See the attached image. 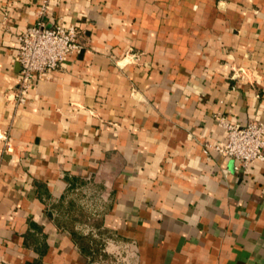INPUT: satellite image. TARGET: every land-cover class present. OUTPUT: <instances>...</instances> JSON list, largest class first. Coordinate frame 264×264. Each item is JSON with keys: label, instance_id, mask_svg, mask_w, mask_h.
Wrapping results in <instances>:
<instances>
[{"label": "crops", "instance_id": "crops-1", "mask_svg": "<svg viewBox=\"0 0 264 264\" xmlns=\"http://www.w3.org/2000/svg\"><path fill=\"white\" fill-rule=\"evenodd\" d=\"M39 20L83 49L18 102ZM222 116L264 121V0H0V264H264Z\"/></svg>", "mask_w": 264, "mask_h": 264}, {"label": "built area", "instance_id": "built-area-1", "mask_svg": "<svg viewBox=\"0 0 264 264\" xmlns=\"http://www.w3.org/2000/svg\"><path fill=\"white\" fill-rule=\"evenodd\" d=\"M80 33L81 30L74 23L55 22L47 25L39 20L17 36L16 58L20 63L16 94L18 102L26 101L30 88L47 71L59 68L69 55L82 51ZM219 122L226 128L227 140L223 144L208 143L206 151L212 148L232 157L238 161L236 166L246 171L255 161L264 159V121L252 119L242 124L222 116Z\"/></svg>", "mask_w": 264, "mask_h": 264}, {"label": "rangeland", "instance_id": "rangeland-1", "mask_svg": "<svg viewBox=\"0 0 264 264\" xmlns=\"http://www.w3.org/2000/svg\"><path fill=\"white\" fill-rule=\"evenodd\" d=\"M81 214V213H80ZM82 215V214H81Z\"/></svg>", "mask_w": 264, "mask_h": 264}]
</instances>
